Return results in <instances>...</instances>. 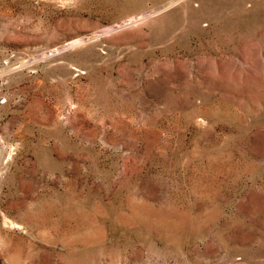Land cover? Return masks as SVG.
Masks as SVG:
<instances>
[{"label": "rangeland", "instance_id": "374dc122", "mask_svg": "<svg viewBox=\"0 0 264 264\" xmlns=\"http://www.w3.org/2000/svg\"><path fill=\"white\" fill-rule=\"evenodd\" d=\"M0 264H264V0H0Z\"/></svg>", "mask_w": 264, "mask_h": 264}, {"label": "bare ground", "instance_id": "6f19581e", "mask_svg": "<svg viewBox=\"0 0 264 264\" xmlns=\"http://www.w3.org/2000/svg\"><path fill=\"white\" fill-rule=\"evenodd\" d=\"M134 21V20H133ZM75 40V39H74ZM76 43V42H75Z\"/></svg>", "mask_w": 264, "mask_h": 264}]
</instances>
